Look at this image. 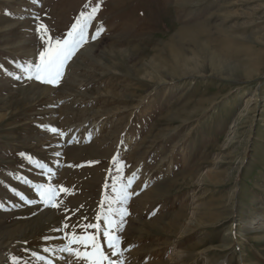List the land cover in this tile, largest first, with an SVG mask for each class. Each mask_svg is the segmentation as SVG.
<instances>
[{"label":"rangeland","instance_id":"374dc122","mask_svg":"<svg viewBox=\"0 0 264 264\" xmlns=\"http://www.w3.org/2000/svg\"><path fill=\"white\" fill-rule=\"evenodd\" d=\"M97 4L59 84L27 79L35 17L60 38ZM133 172L123 264H264V0H0V264H43Z\"/></svg>","mask_w":264,"mask_h":264},{"label":"snow or ice","instance_id":"6c2138e0","mask_svg":"<svg viewBox=\"0 0 264 264\" xmlns=\"http://www.w3.org/2000/svg\"><path fill=\"white\" fill-rule=\"evenodd\" d=\"M85 7H88V5H85ZM98 11L99 4L92 7L90 12H81L76 21L71 25L66 36L60 38H53L49 34L47 26L40 21L38 16L35 17L37 21L35 31L43 44V48L39 52L38 62H29L23 68L27 73L26 78L30 80L35 79L54 86L58 85L63 76L66 62L72 58L79 47L87 42V29ZM103 30V26L99 25L95 34L91 36V39L95 40ZM14 78L20 79L19 76ZM42 127H46L50 132L58 134L61 138L65 136L64 132L55 127ZM20 155L25 157L29 163H33V157L26 156L24 153ZM56 155H59V153H56ZM113 160L115 161L116 158L113 157ZM35 166L39 167L42 173L51 174L48 176L49 180L55 175L47 164L36 161ZM122 167L123 165L117 168V171H120ZM135 175L133 172L127 178V184L119 189L113 185L112 191L116 195L114 198L105 197L100 201L102 211H97L94 218H92L95 222H91L87 216H82L80 221L73 224L71 223V217L65 216L61 226L53 228V231L64 233L61 239L66 242L59 251L68 253L74 258L76 264H123L121 256L123 251H127V249L121 247L123 239L120 233L123 232L126 223L125 217L129 215L124 205L132 195L128 189L134 183ZM24 182L33 188L36 196L39 198L38 200L28 199L23 194L15 192V189H12V191L27 204L40 203L46 208L60 209L63 201L58 202L59 193L69 192V189L63 186L57 187L52 183H32L26 179ZM105 187H108V185L106 184ZM114 205H119V207H115ZM65 211L67 212L68 210L65 209ZM74 215L75 212H73ZM83 221L89 222L85 223ZM77 228L80 229L79 232L74 231ZM66 229H73V231L65 232ZM44 239L47 241L52 239V237L46 236ZM43 251L49 253L55 251V249L45 247ZM38 259L44 261V264H51L45 257H38ZM11 264H17L16 258L13 257L11 259Z\"/></svg>","mask_w":264,"mask_h":264},{"label":"bare ground","instance_id":"6f19581e","mask_svg":"<svg viewBox=\"0 0 264 264\" xmlns=\"http://www.w3.org/2000/svg\"><path fill=\"white\" fill-rule=\"evenodd\" d=\"M72 138H75V136L74 137H72V136L68 137V139H72ZM253 228H256V226H253ZM36 245L32 246L33 247L32 250H31L32 252L36 251V248H37ZM61 246L60 247L58 246V247L54 248L55 251L48 253V257H46V260L50 261L51 264H65V259L64 258L66 257V253L59 251ZM8 260H9V256L7 255V256H5V259L3 260V262L8 261ZM43 264H44V262H43Z\"/></svg>","mask_w":264,"mask_h":264}]
</instances>
